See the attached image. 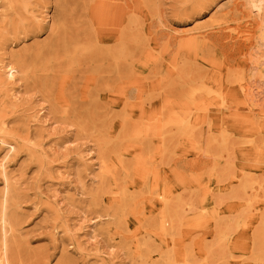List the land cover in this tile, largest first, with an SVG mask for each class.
<instances>
[{"label": "bare ground", "instance_id": "bare-ground-1", "mask_svg": "<svg viewBox=\"0 0 264 264\" xmlns=\"http://www.w3.org/2000/svg\"><path fill=\"white\" fill-rule=\"evenodd\" d=\"M33 1L0 0V51L11 49L1 66L97 146L98 185L82 183V202L99 210L100 235L132 264H264V107L254 94L264 8L183 0L179 15L193 25L167 31L163 0H52L46 26ZM159 87V99L144 96ZM8 94L0 89V264H73L64 242L51 253L28 238L27 175L46 164L44 139ZM173 155L213 166L171 165ZM249 158L250 172L237 162ZM189 184L202 194L175 195Z\"/></svg>", "mask_w": 264, "mask_h": 264}, {"label": "rangeland", "instance_id": "rangeland-1", "mask_svg": "<svg viewBox=\"0 0 264 264\" xmlns=\"http://www.w3.org/2000/svg\"><path fill=\"white\" fill-rule=\"evenodd\" d=\"M38 1H33V7L36 9L31 12V16L41 20L46 26L51 23L52 0H45L42 6H38ZM245 1H248L250 6L259 5L264 8V0ZM187 6L183 0H163L162 9L168 25L167 31H173L174 27H179L180 24L193 25L192 19H184L178 12L180 8ZM4 11L5 9L0 6V24ZM253 15H256V11ZM44 38L43 35L42 39ZM10 50L0 51V89L7 91L11 101L19 104L21 108L29 109L27 113L32 126L31 130L42 131L44 139L43 150L46 164L41 169L35 164L30 165L27 175L30 197L24 205V212L28 217L25 230L29 232L28 238L31 239L33 247H46L52 253L55 251V243L60 245L64 242L73 264H132L120 247L109 243L100 235L99 229L104 221L100 218L99 210L90 211L86 202H82L84 198L82 183L85 182L91 188H96L98 185L101 168L97 146L93 142L77 137L73 127L57 122L50 113L48 102L38 91H28L19 73L11 75L8 68H2L1 64L11 62ZM255 87L254 94L257 102L264 107V86L260 84L259 87ZM161 93L162 89L159 87L150 89L144 96L156 100L160 98ZM168 159L171 160V165L178 164L187 169L203 164L213 166L212 162L199 156L175 157L173 155ZM237 162L239 165L248 166L247 171H251L249 169L251 167L249 165L253 164L251 158L239 159ZM27 163L29 162L25 164ZM85 165L90 167L88 172L84 171ZM263 174L264 170L257 173L258 176ZM209 185L206 184V186ZM203 190L202 185L189 184L178 190L175 195L191 193L196 196L202 194ZM68 191L75 195L76 200H79L77 203L72 204L66 197ZM47 206L52 207L51 212L47 210ZM112 206L109 205L108 208ZM52 237L56 240L53 241Z\"/></svg>", "mask_w": 264, "mask_h": 264}]
</instances>
